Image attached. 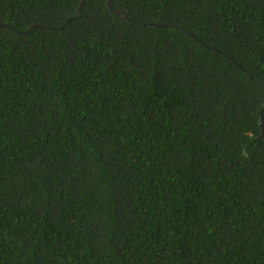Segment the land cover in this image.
<instances>
[{"label":"trees","instance_id":"trees-1","mask_svg":"<svg viewBox=\"0 0 264 264\" xmlns=\"http://www.w3.org/2000/svg\"><path fill=\"white\" fill-rule=\"evenodd\" d=\"M81 2L0 0V264H264V0Z\"/></svg>","mask_w":264,"mask_h":264},{"label":"water","instance_id":"water-1","mask_svg":"<svg viewBox=\"0 0 264 264\" xmlns=\"http://www.w3.org/2000/svg\"><path fill=\"white\" fill-rule=\"evenodd\" d=\"M84 1H85V0H82L81 5H80V7H79L78 10H77V14H76V15H78V14L80 13ZM107 1H108V4L111 6V0H107ZM114 11H115L116 13H118V14H120V15L126 17V18L128 17V16L125 14L124 11H119V10H115V9H114ZM71 20H72V18L67 19L66 23H65L63 26H61L60 28H63V27H64L68 22H70ZM138 22H140V23H142V24H150V25H154V26H158V27H166V26H170V24H168V23H159V22H149V23H144V22H141V21H138ZM4 26H8V25L5 24V23H1V22H0V27H4ZM35 26H37V25H35ZM177 27H178V26H177ZM179 28H180V27H179ZM183 30H185V29H183ZM16 31H18V30H16ZM29 31H30V29L27 30V31H24V32H29ZM185 31H187V30H185ZM18 32H22V31H18ZM187 32H188L190 35L193 36V34H192L190 31H187ZM203 43H204V42H203ZM263 108H264V105H263L262 109H263ZM262 127H263V134H262V136H264V124H262Z\"/></svg>","mask_w":264,"mask_h":264}]
</instances>
